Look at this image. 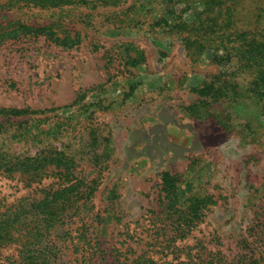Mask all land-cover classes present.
I'll return each instance as SVG.
<instances>
[{
    "label": "rangeland",
    "instance_id": "1",
    "mask_svg": "<svg viewBox=\"0 0 264 264\" xmlns=\"http://www.w3.org/2000/svg\"><path fill=\"white\" fill-rule=\"evenodd\" d=\"M173 5L170 0H123L97 9L0 11L5 22L60 20L63 24L54 27L59 35L78 30L84 36L74 48L31 37L0 43V108L62 107L84 95L41 119L0 117V146L14 155L43 149L71 153L75 175L96 187L91 204L85 203L75 218L84 215L81 230H88V251L97 253L96 264H133L143 248L162 264H200L202 252L208 258L218 254L228 264L244 238L251 245L243 251H263L254 235L264 233V114L246 108L248 100L229 105L195 91L228 75L232 65L213 62V53L199 61L187 55L182 36L170 25L181 18L194 21V10L203 7ZM136 50L145 60L132 65L128 61ZM246 86L241 82V89ZM61 170L51 165L49 176L33 182L19 172H0L1 209L60 187ZM166 170L182 174V195H212L217 203L187 238L177 241L175 252L173 245L154 252L160 247V242L154 245V224H159ZM54 236L60 241L59 264H79L64 231ZM19 248L3 247L0 264H10Z\"/></svg>",
    "mask_w": 264,
    "mask_h": 264
},
{
    "label": "trees",
    "instance_id": "2",
    "mask_svg": "<svg viewBox=\"0 0 264 264\" xmlns=\"http://www.w3.org/2000/svg\"><path fill=\"white\" fill-rule=\"evenodd\" d=\"M2 1V0H0ZM0 2V11L19 10L23 8L39 7L57 11L66 7L86 6L97 9L101 6H118L123 0H4ZM183 3L188 8L197 2L203 8L194 10V21L177 20L170 27L182 36L183 45L188 56L199 61L204 55L213 53L215 63H229L232 69L225 77L216 76L214 80L204 82L195 91L209 101L228 100L229 105H238L247 101L246 108L258 110L264 114V0H170ZM248 4V5H247ZM246 6L245 13L243 12ZM2 13V12H0ZM246 20V21H245ZM58 22L36 24L28 23L23 18L0 20V43L20 40L27 37L44 38L51 44L63 48L78 47L84 36L78 30L67 31L59 35L55 26ZM245 21V22H243ZM243 23L244 26H240ZM145 60L144 53L136 50V56L130 57L129 63L137 65ZM241 82L246 84L241 89ZM84 95L78 97L70 105L51 108L8 107L0 108V117L39 116L65 109L78 103ZM203 101V100H202ZM237 122L242 115L237 114ZM244 125H248L246 121ZM3 131L2 129H0ZM47 134L50 135L48 131ZM46 138L48 136L46 135ZM32 140H35L32 139ZM75 159L66 151L43 149L29 155H14L0 146V172L9 174L19 172L28 175L30 180L41 181L49 176L48 167L54 165L56 171L61 170L63 183L58 188L43 189V196H34L29 200L19 199L10 206L1 209L0 202V251L11 244L20 245L19 254L10 264H59L60 241L54 236L64 231L72 250V255L79 264H96L98 256L88 251L92 243L87 232L82 231L86 222L82 217L75 219L84 211L85 203L91 204L96 187L88 183L83 184L75 175ZM180 173L166 170L161 173V184L164 194L160 196V210L156 216L159 224L156 228V242H160L159 251L171 248L177 249L178 240H184L203 221L206 210L217 203L212 195L197 196L179 193V183L182 182ZM82 200V202H81ZM88 201V202H87ZM84 221V222H83ZM82 222V223H81ZM77 226L73 228V225ZM68 225L67 229L66 226ZM72 225V227H71ZM76 232L73 235L72 232ZM254 242L263 247V251H243L251 244L247 238L235 259L228 264H264V233L255 231ZM261 233V234H258ZM66 241V240H64ZM62 242V241H61ZM145 243H148L146 241ZM100 246V241L96 243ZM244 245V246H243ZM67 246V245H66ZM69 247V245H68ZM102 250V249H99ZM89 252L88 257L85 253ZM188 254L190 251L188 250ZM191 255V254H190ZM214 257L198 255L200 264H224V257L213 254ZM1 260V257H0ZM133 264H162L154 255H148L144 248L133 259Z\"/></svg>",
    "mask_w": 264,
    "mask_h": 264
}]
</instances>
